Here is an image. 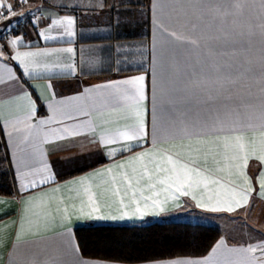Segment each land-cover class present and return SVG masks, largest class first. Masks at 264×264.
Here are the masks:
<instances>
[{
  "label": "crops",
  "instance_id": "0c3cea01",
  "mask_svg": "<svg viewBox=\"0 0 264 264\" xmlns=\"http://www.w3.org/2000/svg\"><path fill=\"white\" fill-rule=\"evenodd\" d=\"M209 0H28L27 3H18L17 0H6L12 5L15 16H10L7 9H0L5 17H0V46H3L5 55L0 57V65H7L12 69L15 79H8L5 68L0 67V131L5 141V150L8 157V167L13 175L14 193L12 195L0 194V264H152L154 261L141 263H126L82 255L77 243L75 229L91 223L114 224H146L154 221H188L215 226L222 232V237L215 243L223 241L225 247L217 253V258L223 261L227 256L226 249L246 247L248 244L258 243L264 240V198L259 194V183L255 179L264 164L257 160H249L247 175L254 177V191L250 194L248 204L237 208L235 211L211 212L205 208L196 207V202L191 196L176 194V201H169L166 211L160 215H146L142 219L125 220H101L87 215H80L78 209L81 202L87 203L88 193L78 182L81 177H88L98 171H105L103 176H93L90 181L91 194L101 203L112 205L111 214H118L116 208L119 200L124 198L129 203L132 192L123 181L125 173L133 176V168L137 169V175L144 171L139 162L129 163L131 157L140 152L153 148V118H152V94L155 85L160 83L162 63H173L170 54L164 50V37L159 25L161 21L172 30L180 31L182 26L188 24L195 16L201 14L197 7ZM213 4L227 5L232 0H210ZM247 4L244 14L239 18V30L244 22L259 14V0H245ZM34 13V15H33ZM23 14V15H21ZM71 16L75 23L73 37L63 35V26L51 27V19H60ZM49 17L51 19H49ZM58 37L45 40L40 33ZM13 30L8 36L7 32ZM205 35H210L209 30H203ZM22 38L13 48L8 41ZM73 48V53H52L49 56L37 57V62L47 64H74L75 73L54 69L52 72H40L39 74L24 75L22 66L10 59L18 52L40 51L45 49ZM174 47V46H169ZM227 52H236L235 57L227 56L223 59L231 61L237 67L243 66V54L264 55V39L259 35L253 38V46L243 48L228 45ZM185 56L188 53H184ZM198 54L192 53L195 58ZM252 60V67L259 70L264 66V59ZM184 64L180 63L175 71L182 72ZM173 69L169 68V72ZM137 75H145L146 93L148 100V114L146 125L148 135L136 146L131 142V151L117 152L114 156L106 155L108 148L99 143L100 133L105 129L122 127L123 120L117 122V118L109 116L107 110L99 103L89 106L86 111L90 115L78 114L72 111L75 119L64 120L63 123H52L43 126L44 131L54 128H62L65 125H73L88 121L92 127L85 130L75 138L66 137L63 140H50L48 144H42V136H33L32 142L41 148L51 168L55 179L46 184L33 188H24L23 183L34 177H27L25 181L19 179L20 172L31 171L32 166H40L37 154L35 158H27L28 153L21 151L24 145L21 143L23 133L13 131V125L23 127L20 121L26 118L27 101L18 100L27 92L35 101L36 114L28 122L37 124L40 119H47L53 113L49 111V104L55 105L59 100L79 96L84 90L102 85L109 81H118ZM51 85V87H49ZM250 94L259 95L258 86L250 80ZM94 93L93 96H99ZM240 97L243 99V81L240 85ZM42 104L43 110L40 111ZM85 104V101H80ZM88 105L92 102L88 101ZM8 133H12L11 136ZM251 137V132H249ZM184 145L188 144L185 140ZM125 142L119 141L109 147L121 148ZM175 144V146H174ZM159 150L173 155L175 159L187 162L189 149L180 147V141H161ZM30 147L28 152H32ZM180 153V155H176ZM196 153H191L195 155ZM233 151L225 150L223 145L212 146V151L207 155L200 153L197 167L205 175L212 179L220 180L225 188L210 183L205 187L201 184L195 189L194 195L202 199L205 204L215 203L217 199L229 198L226 189L235 188L244 191L243 178L237 174L236 164L239 160L230 157ZM22 157L26 158L25 166L21 163ZM151 158H145L144 164L154 176L156 163ZM125 164L121 169L114 165ZM163 167H169L166 162ZM112 172L107 173V169ZM163 176L164 173H160ZM147 178L141 181L140 187H145ZM135 186V184H134ZM160 187L159 185L157 186ZM59 188V191H53ZM119 189V194H116ZM145 191L144 195H150ZM139 198V193H137ZM162 198V197H161ZM29 202V203H26ZM180 206L177 207L176 205ZM27 209V210H26ZM67 210V211H65ZM108 209H103L98 215L108 214ZM67 215V219L63 217ZM39 224V227L36 225ZM212 247V248H213ZM201 257H176L198 260ZM230 260H238L237 254H231ZM175 259V258H170ZM162 259V260H170ZM160 261V260H155Z\"/></svg>",
  "mask_w": 264,
  "mask_h": 264
},
{
  "label": "snow or ice",
  "instance_id": "6c2138e0",
  "mask_svg": "<svg viewBox=\"0 0 264 264\" xmlns=\"http://www.w3.org/2000/svg\"><path fill=\"white\" fill-rule=\"evenodd\" d=\"M17 2L27 3L28 0H17ZM197 7L202 10L201 14L182 26L180 31L169 29L163 21L159 25L164 37V50L171 55L173 63L167 66L162 63L160 83L153 89L151 100L153 148L138 153L129 161V163L139 162L143 165L144 171L137 175V169L133 168V176L129 177L127 173L123 176L124 183L132 192L130 202L125 203L124 198L121 197L118 202L119 206L116 208L118 214H111L112 205L107 202L101 203L91 194L90 181L93 176L105 175L104 170L98 171L88 177H81L78 182H73L83 186L84 191L88 193L87 203L81 202L78 209L80 215L113 221L160 215L166 211L169 201H176L177 193L180 196H191V199L196 202V207L205 208L211 212H232L248 204L250 194L254 191L252 186L254 177L247 175L246 171L248 162L257 160L264 164V66L259 70L251 65L237 67L223 58L237 55L236 52L229 53L225 50L228 45L250 48L253 46L255 36L259 35L264 39V0H259V14L245 21L239 30H237V25L240 24L239 18L247 7L245 0H232V3L227 5L213 4L209 0L208 3H201ZM5 8L10 16L16 15L11 4L6 3V0H0V9ZM0 17L7 18L3 11H0ZM74 23L71 16H65L60 19H51L50 28L63 26V35L73 37L75 35ZM50 28L40 33L43 39L58 38L46 34ZM204 29L209 30L211 34L205 35ZM22 42V38L18 37L8 41V44L15 48L18 43ZM61 52L73 53L74 49L69 47L35 52L17 51L10 59L22 66L24 75L52 72L54 69L74 74L75 65L71 63L42 64L37 62V57ZM184 53L188 55L185 56ZM192 53L198 55L193 58ZM4 55L3 46H0V57ZM180 63L184 64V68L182 72L177 73L175 69ZM0 67L6 69L8 79L16 78L12 69L7 65H0ZM169 68L173 71L169 72ZM245 79L255 82L259 89L258 96L250 94L247 99L240 97V85ZM145 80V75H137L91 86L79 96L59 100L55 105L49 104V111L53 115L47 119H40L37 124L28 122L36 114L35 101L31 99L30 94L24 92L22 96L17 97L18 100L28 102L27 112L26 118L20 121L23 127L13 125V131L23 133L21 143L24 147L21 151L28 153L27 158L34 159L37 154L40 157L38 161L40 166H32L31 171L19 173L21 181H25L27 177H34L22 186L25 189L29 186L35 188L55 179L50 165L44 159V151L32 142L33 136H42L41 143L48 144L50 140L60 141L66 137H78L85 134L86 129L92 127L90 122L82 121L78 124L44 131L43 126L45 125L61 124L64 120L75 119L72 115L73 110L87 116L90 112L86 111V108L99 103L103 109L107 110L109 116L117 118V122L124 121L122 127L105 129L100 133L99 143L108 148L106 155L111 157L117 152L131 151L133 141L136 142V146H139L140 141L148 135L146 125L148 96ZM0 82H3L2 78ZM94 93H100V95L93 96ZM80 101L86 103L80 104ZM88 101L92 104L88 105ZM249 132L252 134L251 137L248 135ZM8 135L11 136L12 133ZM177 140L180 141V147L189 149L187 162L166 154L167 150L164 152L159 150L161 141L175 142ZM185 140L188 141L187 145L183 143ZM119 141L125 142L123 147L119 149L109 147ZM221 144L225 150L233 151L234 154L230 159L241 161L236 164V168L237 174L243 178L245 188L244 191H237L235 188L226 189L229 193L228 199H217L215 203L205 204L202 199H197L193 194L196 188L201 184L207 187L210 183L218 184L221 188H225V185L220 180L205 175L196 165L201 152L204 153L206 162L212 146ZM30 147L33 149L32 152H28ZM193 152L196 154L191 155ZM145 158H151L152 162L159 159L160 162L156 163L154 169L155 176L144 164ZM163 162H166L169 167H163ZM21 163H24L26 167L29 166L25 157H22ZM113 167L123 169L126 165L120 164ZM106 171L110 174L112 168ZM160 173L164 175L160 176ZM145 178L148 183L145 187H140L141 181ZM255 179L259 183V194L264 198V169L259 171ZM146 190L151 194L144 195ZM53 191H59V188ZM137 193H139V198H137ZM116 194H119V189H116ZM103 209H108V214L98 215ZM63 219H67V215ZM36 226L39 227V224ZM224 247V242L221 241L212 248L208 256L198 260L175 258L154 261L152 264H264V240L248 244L246 247L226 249L228 255L220 261L217 253ZM231 254H237L240 258L230 260L228 257Z\"/></svg>",
  "mask_w": 264,
  "mask_h": 264
},
{
  "label": "trees",
  "instance_id": "16d2710c",
  "mask_svg": "<svg viewBox=\"0 0 264 264\" xmlns=\"http://www.w3.org/2000/svg\"><path fill=\"white\" fill-rule=\"evenodd\" d=\"M40 111L43 110L42 104ZM14 193L5 141L0 131V194ZM83 256L141 263L176 257H201L222 237L219 228L188 221H154L146 224L91 223L75 229Z\"/></svg>",
  "mask_w": 264,
  "mask_h": 264
},
{
  "label": "rangeland",
  "instance_id": "374dc122",
  "mask_svg": "<svg viewBox=\"0 0 264 264\" xmlns=\"http://www.w3.org/2000/svg\"><path fill=\"white\" fill-rule=\"evenodd\" d=\"M259 59L258 61H261L264 59V55H260L257 57V55H250V54H243V66L248 67L249 65L252 66V60ZM250 80L245 79L243 80V99L249 98L250 95Z\"/></svg>",
  "mask_w": 264,
  "mask_h": 264
},
{
  "label": "built area",
  "instance_id": "2783aa9c",
  "mask_svg": "<svg viewBox=\"0 0 264 264\" xmlns=\"http://www.w3.org/2000/svg\"><path fill=\"white\" fill-rule=\"evenodd\" d=\"M12 34H13V30H10V31L7 32V35H8V36H10V35H12Z\"/></svg>",
  "mask_w": 264,
  "mask_h": 264
}]
</instances>
